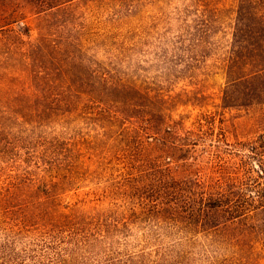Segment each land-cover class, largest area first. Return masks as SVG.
I'll return each instance as SVG.
<instances>
[{
    "label": "rangeland",
    "instance_id": "374dc122",
    "mask_svg": "<svg viewBox=\"0 0 264 264\" xmlns=\"http://www.w3.org/2000/svg\"><path fill=\"white\" fill-rule=\"evenodd\" d=\"M241 2L73 0L49 8L36 0H0V264H77L69 261L72 242L81 241L83 232L104 230L107 240L81 244L74 256H86V264H120L131 257L139 264L135 255L163 244L172 247L167 255L173 254L164 264H207L184 238L180 248L165 233L162 241L143 242L161 238V232L145 218L135 220L128 207L112 206L107 191L115 190L124 158L138 165L151 162L145 171L169 168L176 177L189 171L183 163L226 174L249 154L239 143L264 135L262 48L248 37L241 42ZM64 22H69L65 28ZM68 29L78 30L86 52L112 65L116 74L163 97L164 117L154 123L184 130H195V122L205 128L213 123L206 144L182 146L171 139L189 149L182 152L161 146L156 135L148 134L132 139L123 152L117 127L47 118L37 107L41 94L35 87L43 59L35 51L24 55L21 48L61 41ZM139 76L149 81L140 82ZM131 122L136 129L139 122ZM159 148L172 152L171 158ZM252 166L257 165L251 161ZM244 173L252 180L244 181ZM263 186L264 176L241 166L244 194L256 198L253 190ZM115 220L125 221L129 229L113 231ZM244 229L232 226L216 235L222 239L214 240H223L227 250L215 264H264ZM127 239L130 243L123 245ZM42 254L45 261L38 258Z\"/></svg>",
    "mask_w": 264,
    "mask_h": 264
},
{
    "label": "trees",
    "instance_id": "16d2710c",
    "mask_svg": "<svg viewBox=\"0 0 264 264\" xmlns=\"http://www.w3.org/2000/svg\"><path fill=\"white\" fill-rule=\"evenodd\" d=\"M36 1L53 8L61 7L73 0H56L51 4L49 0ZM64 23L63 28L69 22ZM67 32L61 41L53 40L47 45L29 43L27 48H21L24 55L28 56L30 52L35 51L43 59L44 67L36 76L35 87L41 94L37 107L47 114V118L74 117L83 121L102 122L104 127H117L115 135L119 136L120 142L124 145L123 152L129 151L127 146L132 139L142 138L148 134L156 135L161 146L182 152H189V149L178 147L177 142L171 139H178L182 146L196 147L206 144L205 141L214 130L213 123L207 124L205 128L206 124L203 122H195V130H184L179 125L165 126L154 123L160 122L161 117H164L161 109L165 102L163 97L151 95L133 79L116 74L111 68L112 65L108 67L86 52L84 42L79 40L78 30L68 29ZM246 37L249 42H259L258 47L262 48L259 56L264 61V0L241 2V42L246 40ZM139 78L140 82L149 81L142 76ZM150 84L155 85V82L151 81ZM132 120L139 122L136 129ZM182 131H185L186 135L179 134ZM190 136L196 138L192 139ZM239 147L249 152L246 159H242L241 162L240 158L233 163L229 172L226 174L219 172L217 175L206 172L203 169L204 165L198 167L193 165L191 168L190 164L183 163L189 171L180 172L181 176L176 177L169 168L145 171L142 168L151 162H141L138 165L134 159L124 158L120 169L124 171L119 175L117 184L113 185L116 187L115 190L107 191L112 196L110 204L128 207L135 220L141 222L142 219H147L151 227L153 224L161 232L158 237L164 233L166 236L172 235V239L176 240L172 244L176 248L185 243L196 246V253L207 264H215L217 257L227 250L223 240L214 238L222 239V236L216 235L222 229L232 226L245 228L247 234L252 237V244L264 255V186L259 190H253L256 198L244 194L243 190L248 189L241 188V166L246 172H256L258 177L264 176V135H260L255 141L239 143ZM160 150L164 156L171 158L169 154L172 152ZM190 150L196 152L194 149ZM198 157L200 156L194 159L197 160ZM251 161L257 166L249 167ZM248 175L243 176L244 181L252 180ZM111 225L113 231L129 229L125 221L115 220ZM83 233L85 235L81 234L82 240L75 239L72 242L74 248L68 249L70 262L77 260V264H83L84 261L86 264L88 259L86 256L79 254V257L84 256L81 259L74 256L76 250H80L79 246L81 244L86 246L91 241L104 242L109 238L105 230L102 234ZM177 233L184 236L176 238ZM192 233L196 235L190 236ZM70 237L76 238L73 235ZM183 238L186 240L185 243H181ZM163 239L146 237L142 241L153 242ZM129 243L127 239L123 245ZM171 248L170 246L164 248L162 244L155 251L145 253L146 250L143 249L135 256H140L139 264H164V261L173 256L172 253L171 255L166 253V250L172 251ZM129 255L133 256L132 253ZM44 257L45 254H42V257L38 258L43 260ZM120 264H134V258H128Z\"/></svg>",
    "mask_w": 264,
    "mask_h": 264
}]
</instances>
